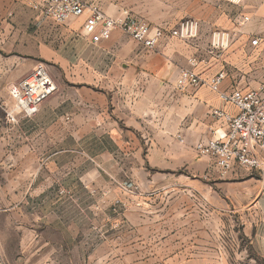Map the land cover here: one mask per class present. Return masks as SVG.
<instances>
[{
	"label": "crops",
	"instance_id": "crops-1",
	"mask_svg": "<svg viewBox=\"0 0 264 264\" xmlns=\"http://www.w3.org/2000/svg\"><path fill=\"white\" fill-rule=\"evenodd\" d=\"M37 1L0 0L1 71L15 65L13 78L17 82L29 76L36 63L53 61L70 70V77L93 78L94 84L84 85L81 95L74 96L75 105L70 107V119L82 125L86 139L114 116L136 131L131 139L140 143L134 149L142 152L147 165L161 166L166 172L185 168L196 173H218L211 158L199 155L194 146L225 132L211 110H236L209 86L179 87L177 78L182 68H193L204 77L225 68L229 75L223 89L233 82L246 86L261 81L264 47L253 46L251 40L264 36V0H86L100 5L115 20L130 15L165 28H172L183 19L199 21L196 38L171 37L155 49L146 48L120 26L108 39L94 43L84 35L86 15L57 23L32 8L31 3ZM217 29L233 33L227 50L211 49V34ZM53 105L52 101L43 102L36 115L25 119H35ZM110 139L117 141L119 137L110 135ZM225 178L224 185L230 191L221 200L212 186L208 189V182H167L165 187L169 189L211 190L206 194L207 201L210 200L208 213H203L201 204L193 212L170 214V222L178 218L183 222L170 223L165 233L170 252L229 254L237 248L240 252L249 249L264 258V176L256 170L235 166ZM219 201L222 209L242 221L240 234L232 230L224 234L219 228ZM20 235L43 237L48 232L44 228H26ZM175 238L185 244L174 243ZM241 240L245 241L244 247L239 244ZM24 243L27 249L36 245L35 258L40 256L42 261L54 255L50 241Z\"/></svg>",
	"mask_w": 264,
	"mask_h": 264
},
{
	"label": "rangeland",
	"instance_id": "rangeland-1",
	"mask_svg": "<svg viewBox=\"0 0 264 264\" xmlns=\"http://www.w3.org/2000/svg\"><path fill=\"white\" fill-rule=\"evenodd\" d=\"M41 62L54 77L56 90L44 101H52L53 108L35 119L20 114L16 121L7 118L17 68L0 70V264H264L249 249L170 252L165 233L170 223H183L179 218L170 222V214L193 212L201 204L208 213V189L212 186L221 200L230 191L226 176L218 170L166 172L147 165L134 149L140 143L131 139L136 131L114 116L86 139L82 125L70 119V107L84 85L94 84L93 78L70 77L60 63ZM189 180L208 182V189L165 187ZM218 206L219 228L224 234H240L242 221L222 209L221 202ZM26 228H44L48 235L21 236ZM44 239L51 242L54 255L42 261L35 258L36 245L27 249L24 242ZM172 241L185 244L179 238ZM244 243L239 241L242 247Z\"/></svg>",
	"mask_w": 264,
	"mask_h": 264
},
{
	"label": "built area",
	"instance_id": "built-area-1",
	"mask_svg": "<svg viewBox=\"0 0 264 264\" xmlns=\"http://www.w3.org/2000/svg\"><path fill=\"white\" fill-rule=\"evenodd\" d=\"M31 6L57 23L86 15L84 35L94 43L108 39L118 26L148 49L157 48L163 40L171 37L191 40L200 32L199 21L195 19L181 20L172 28L154 26L130 15L123 20H115L106 15L100 5L86 0H39L31 3ZM232 42L233 33L229 30L217 29L211 34L210 46L214 52L227 50ZM251 44L264 47V36H255ZM228 75L225 68L209 77H204L193 68L180 70L177 78L179 87L199 88L207 85L218 93L224 103L236 110H211V115L222 124L225 132L197 142L194 149L199 155L210 157L221 176H227L235 166L256 170L264 175V77L255 85L240 86L233 82L228 89H223ZM55 90L56 82L47 66L38 62L29 76L11 85L9 93L13 107L6 106L7 118L16 121L17 114L33 117ZM179 138L184 141L181 136Z\"/></svg>",
	"mask_w": 264,
	"mask_h": 264
}]
</instances>
